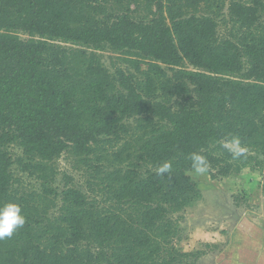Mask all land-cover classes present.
I'll return each instance as SVG.
<instances>
[{
  "label": "trees",
  "instance_id": "trees-1",
  "mask_svg": "<svg viewBox=\"0 0 264 264\" xmlns=\"http://www.w3.org/2000/svg\"><path fill=\"white\" fill-rule=\"evenodd\" d=\"M194 153L264 164V0H0V264H193Z\"/></svg>",
  "mask_w": 264,
  "mask_h": 264
},
{
  "label": "rangeland",
  "instance_id": "rangeland-1",
  "mask_svg": "<svg viewBox=\"0 0 264 264\" xmlns=\"http://www.w3.org/2000/svg\"><path fill=\"white\" fill-rule=\"evenodd\" d=\"M104 60L108 63L107 55ZM56 167L72 176L74 183L85 186L86 178L74 170L75 163L66 154L57 160ZM187 174L197 183L201 197L179 216L176 246L191 253L186 261L264 264V164L215 179L207 171L197 174L190 170ZM57 184L61 187L63 181Z\"/></svg>",
  "mask_w": 264,
  "mask_h": 264
},
{
  "label": "clouds",
  "instance_id": "clouds-1",
  "mask_svg": "<svg viewBox=\"0 0 264 264\" xmlns=\"http://www.w3.org/2000/svg\"><path fill=\"white\" fill-rule=\"evenodd\" d=\"M232 151L234 157L243 155L247 149L240 147L238 137H233L232 140L225 144ZM193 167L197 174H203L207 171L208 162L202 155L192 154ZM171 163L164 162L158 166L156 172L158 175L165 174L171 170ZM25 224V216L22 215L21 207L14 202H8L0 206V240L11 238L13 233Z\"/></svg>",
  "mask_w": 264,
  "mask_h": 264
}]
</instances>
